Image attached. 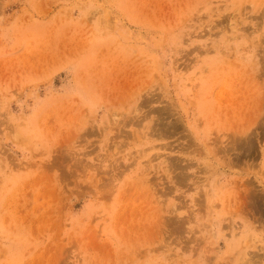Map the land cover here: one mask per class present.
Listing matches in <instances>:
<instances>
[{
  "label": "rangeland",
  "instance_id": "374dc122",
  "mask_svg": "<svg viewBox=\"0 0 264 264\" xmlns=\"http://www.w3.org/2000/svg\"><path fill=\"white\" fill-rule=\"evenodd\" d=\"M0 264H264V0H0Z\"/></svg>",
  "mask_w": 264,
  "mask_h": 264
}]
</instances>
